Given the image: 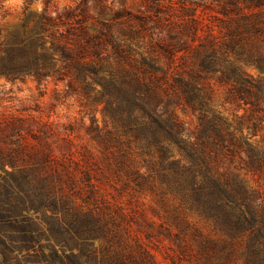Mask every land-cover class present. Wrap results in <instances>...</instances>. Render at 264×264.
<instances>
[{"label":"trees","instance_id":"obj_1","mask_svg":"<svg viewBox=\"0 0 264 264\" xmlns=\"http://www.w3.org/2000/svg\"><path fill=\"white\" fill-rule=\"evenodd\" d=\"M35 1L45 8L28 12ZM127 1L144 11L80 0L54 12L52 0H26L20 23L4 27L0 0V78L53 79L102 104L146 158L147 173L127 170L129 179L158 180L163 197L179 199L219 237L193 230L204 264H264V200L230 170L238 159L239 170L264 176V146L251 142L258 125L244 134L251 119L215 111L210 87L218 81L231 101L264 111V0H225L209 23L192 0ZM179 110L196 116L193 133ZM27 120L0 123V264H157L138 240L137 253L125 252L134 218L83 160L56 153L52 130L36 133ZM94 132L111 147L113 131ZM187 231L175 235L179 243Z\"/></svg>","mask_w":264,"mask_h":264},{"label":"rangeland","instance_id":"obj_2","mask_svg":"<svg viewBox=\"0 0 264 264\" xmlns=\"http://www.w3.org/2000/svg\"><path fill=\"white\" fill-rule=\"evenodd\" d=\"M203 5L198 15L203 23H209L213 16H221L226 7L225 0H192ZM80 0H52V11L61 12L64 8L73 7ZM115 7L138 13L143 10L141 4L134 5L131 1L107 0ZM178 0H174L177 3ZM5 18L4 27L17 26L22 17L26 0H3ZM210 6L211 9H205ZM45 8L43 1H35L29 6L28 12L38 13ZM142 11V12H143ZM0 16V20H1ZM249 71L258 75L256 70ZM212 107L229 120L244 117L251 119L244 127V134H249L248 127H258L253 144L264 146V111H254L229 99L228 88L218 81L210 83ZM188 133L197 127V118L190 112L178 111ZM12 117L26 118L28 128L34 132L41 129L52 130L55 137L49 143L60 155L65 153L83 160L98 180L97 185L107 198L120 209L130 213L134 218L132 238L124 234L123 241L126 253H137L138 240L155 257L157 264H204L197 255V244L192 232L198 229L205 236L217 240L218 236L212 227L200 215L187 206L182 205L173 195L163 197V189L158 180H149L143 186L136 185L127 170H139L147 173L145 157L140 156V149L135 139L114 127L103 114V105L85 100L68 91L65 83H57L53 79L37 81L28 78L25 81H9L0 78V123ZM113 131L114 141L106 149L95 138L96 132ZM36 144V143H34ZM125 163V165H124ZM234 173L246 178L264 200V176L246 174L239 170V160L230 167ZM186 228L187 236L179 243L175 237ZM98 244V243H97ZM240 250V249H238Z\"/></svg>","mask_w":264,"mask_h":264}]
</instances>
